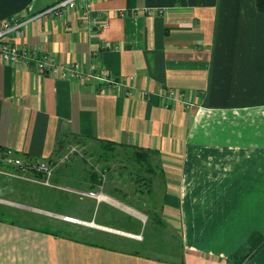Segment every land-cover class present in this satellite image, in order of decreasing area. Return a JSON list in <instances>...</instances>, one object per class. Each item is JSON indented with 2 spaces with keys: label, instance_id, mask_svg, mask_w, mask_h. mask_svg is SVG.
<instances>
[{
  "label": "crops",
  "instance_id": "crops-1",
  "mask_svg": "<svg viewBox=\"0 0 264 264\" xmlns=\"http://www.w3.org/2000/svg\"><path fill=\"white\" fill-rule=\"evenodd\" d=\"M57 1L0 0V21ZM91 3L95 16L108 19L105 28L90 31L77 10L44 14L16 43L118 83L101 90L95 80L0 57V146L49 161L67 137L154 151L163 216L180 245L161 256L0 215V264H264V11L257 0ZM113 199L81 197L65 214L112 225Z\"/></svg>",
  "mask_w": 264,
  "mask_h": 264
},
{
  "label": "rangeland",
  "instance_id": "rangeland-1",
  "mask_svg": "<svg viewBox=\"0 0 264 264\" xmlns=\"http://www.w3.org/2000/svg\"><path fill=\"white\" fill-rule=\"evenodd\" d=\"M50 162L54 173L46 180L0 161V215L36 225L47 222L51 229L90 240L155 248L161 256H169V249L180 245L176 229L163 216L161 181L156 175L160 160L154 153L67 137ZM104 194L119 202L112 225L85 224L65 214L73 212L75 200L80 204L81 197L97 199Z\"/></svg>",
  "mask_w": 264,
  "mask_h": 264
},
{
  "label": "built area",
  "instance_id": "built-area-1",
  "mask_svg": "<svg viewBox=\"0 0 264 264\" xmlns=\"http://www.w3.org/2000/svg\"><path fill=\"white\" fill-rule=\"evenodd\" d=\"M68 10H77L78 16L83 19L84 26L87 29H101L108 25V19H100L93 14L94 8L91 0H58L56 3L46 9L29 16L11 15L0 21V57L9 62H24L33 64L41 71H48L53 74H60L62 77L79 78L95 80L101 90H106L115 86L118 79L106 74L97 72H82L80 64L73 62L64 64L57 62L51 55L35 47H21L16 43V38L22 36L25 26L44 14L63 15ZM162 12L163 9H156ZM151 14L154 9H146ZM176 91L171 90L170 95H175ZM0 161L15 167L19 172H39L42 177L49 180L54 171L49 160H34L30 157H24L16 154L8 148L0 146Z\"/></svg>",
  "mask_w": 264,
  "mask_h": 264
},
{
  "label": "trees",
  "instance_id": "trees-1",
  "mask_svg": "<svg viewBox=\"0 0 264 264\" xmlns=\"http://www.w3.org/2000/svg\"><path fill=\"white\" fill-rule=\"evenodd\" d=\"M257 5H258V8H259L260 10L264 11V0H257ZM102 143L107 144V145H113V146H114V145H118V144L113 143V142H104V141H102ZM141 150H143V149H141ZM145 151H148V150H145ZM149 152L155 154L154 151H153V152H152V151H149ZM35 175L42 176V174L39 173V172H35Z\"/></svg>",
  "mask_w": 264,
  "mask_h": 264
}]
</instances>
